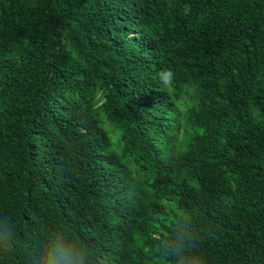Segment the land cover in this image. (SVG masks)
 I'll return each instance as SVG.
<instances>
[{
  "label": "trees",
  "instance_id": "16d2710c",
  "mask_svg": "<svg viewBox=\"0 0 264 264\" xmlns=\"http://www.w3.org/2000/svg\"><path fill=\"white\" fill-rule=\"evenodd\" d=\"M0 264H264V0H0Z\"/></svg>",
  "mask_w": 264,
  "mask_h": 264
},
{
  "label": "clouds",
  "instance_id": "9594fccd",
  "mask_svg": "<svg viewBox=\"0 0 264 264\" xmlns=\"http://www.w3.org/2000/svg\"><path fill=\"white\" fill-rule=\"evenodd\" d=\"M170 75H171V73H170Z\"/></svg>",
  "mask_w": 264,
  "mask_h": 264
}]
</instances>
